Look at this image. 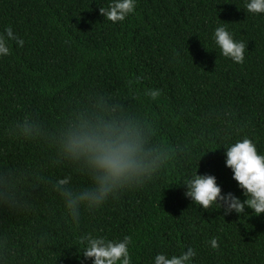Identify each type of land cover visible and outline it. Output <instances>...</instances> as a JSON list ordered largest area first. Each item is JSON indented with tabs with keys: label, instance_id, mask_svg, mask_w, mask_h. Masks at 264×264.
<instances>
[{
	"label": "trees",
	"instance_id": "16d2710c",
	"mask_svg": "<svg viewBox=\"0 0 264 264\" xmlns=\"http://www.w3.org/2000/svg\"><path fill=\"white\" fill-rule=\"evenodd\" d=\"M245 2L137 0L133 15L112 23L99 11L108 0H0V33L11 26L24 40L0 57V174L16 202L0 204L5 264H91L78 243L88 232L131 236L134 264L187 247L193 264H264V212L205 210L181 184L195 171L213 175L221 194L243 201L221 145L248 136L264 151V14ZM219 24L245 42L243 63L220 55L211 38ZM150 89L161 96L152 100ZM108 113L142 118L156 133L147 146L173 155L152 181L97 211L81 208L74 225L50 186L68 177L64 187L82 192L90 181L58 158L51 137L78 115ZM22 125L35 137L12 139Z\"/></svg>",
	"mask_w": 264,
	"mask_h": 264
},
{
	"label": "clouds",
	"instance_id": "9594fccd",
	"mask_svg": "<svg viewBox=\"0 0 264 264\" xmlns=\"http://www.w3.org/2000/svg\"><path fill=\"white\" fill-rule=\"evenodd\" d=\"M136 5L137 0H108L106 6L99 7V11L104 19L117 23L133 15ZM244 9L248 13L264 14V0H246ZM211 38L221 56L237 64L244 62L246 44L235 39L225 24H219ZM11 41H15L18 47L24 45V40L14 34L11 26H7L0 33V57L11 54ZM161 94L159 89H150L145 93L152 100L158 99ZM107 115V119L103 114L78 115L61 123L51 137V147L58 158L76 164L75 171L90 181L89 187L82 192L64 187L68 184V177L57 179L50 186L51 191L60 197L65 215L74 225L80 222L81 208L97 211L118 193L152 181L173 155L167 145L153 142V146H147L149 138L156 133L149 123L148 127L144 126L142 118ZM34 137L35 129L22 125L18 134L11 138ZM221 146L225 149V166L231 169L232 179L242 190L243 201L230 191L221 194L215 176L198 174L197 171L181 183L186 188L185 197L190 199L191 204L205 210H222L224 215L235 212L241 216L246 214V207L252 210L251 213L259 215L264 212V151L258 152L256 142L248 136ZM15 203L9 177L0 174V204L12 206ZM217 240V237H212L208 242L213 250L218 248ZM78 243L81 247L79 253L84 260L90 259L91 264H134L131 251L133 240L129 235L109 238L108 235L88 232L80 236ZM196 256L193 247L181 250L178 255L161 250L152 256L151 264H193ZM0 264H5L3 256H0Z\"/></svg>",
	"mask_w": 264,
	"mask_h": 264
}]
</instances>
